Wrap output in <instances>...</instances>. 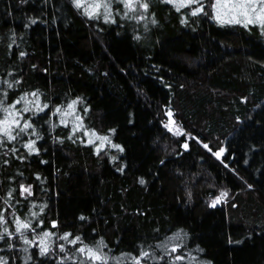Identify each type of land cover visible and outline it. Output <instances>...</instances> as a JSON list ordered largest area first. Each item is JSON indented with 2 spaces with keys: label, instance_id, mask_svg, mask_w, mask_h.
I'll use <instances>...</instances> for the list:
<instances>
[{
  "label": "trees",
  "instance_id": "obj_1",
  "mask_svg": "<svg viewBox=\"0 0 264 264\" xmlns=\"http://www.w3.org/2000/svg\"><path fill=\"white\" fill-rule=\"evenodd\" d=\"M147 2L143 21L116 15V23H105L84 16L72 0H0V81H20L6 102L39 90L49 106L34 117L38 153L16 144L19 151L4 156L0 147V198L15 188L21 203L11 202L21 218L44 205L33 226L42 219L36 231L56 233V255L42 257L33 246L27 264H57L66 254L60 244L73 249L59 239L66 232L90 246L103 239L102 250L120 264H130L121 253L160 254L155 246L177 232L184 237L180 264H264V34L215 20L213 0H200L205 11L196 16L190 7ZM77 97L84 128L123 151L104 143L97 152L60 123L55 108ZM168 113L180 134L166 131ZM221 147L218 159L213 153ZM21 183L32 185L26 200ZM11 242L9 250L0 241V256L25 264L22 241Z\"/></svg>",
  "mask_w": 264,
  "mask_h": 264
},
{
  "label": "snow or ice",
  "instance_id": "obj_2",
  "mask_svg": "<svg viewBox=\"0 0 264 264\" xmlns=\"http://www.w3.org/2000/svg\"><path fill=\"white\" fill-rule=\"evenodd\" d=\"M165 3L178 4L177 11L181 7L191 8V14L196 16L205 11L204 5L200 3V0H164ZM119 4L121 8H115V4ZM73 6L77 10H82V14L89 19H100L103 18L105 23H116L115 16L119 15L121 19H130L137 22L146 19V14L149 11V3L147 0H72ZM196 5L195 7H191ZM213 18L220 23H235L242 24L244 27H258L261 33L264 34V0H214L211 3ZM36 19H30V23L35 24ZM153 24L156 20L151 21ZM186 21H182L184 23ZM28 25H25L27 27ZM146 27V25H145ZM139 39V36L135 37ZM14 43V41H13ZM20 56H25L24 52H20ZM9 76L12 75L11 72L8 73ZM20 83L19 80H3L0 84L6 85L7 88H0L2 92V98H0V147L7 149L3 153L4 156L9 154L15 155L19 149L15 146L16 144H21L25 148L29 155L32 153H38L39 149L36 147V141L41 139L40 133L37 131L34 117L39 118V113L44 112L49 106L47 103H42L40 98L39 90L33 91L31 93L24 92L18 96L12 103H7L8 89H13L16 85ZM31 97V99L29 98ZM80 101L77 97L76 100H72L67 104L66 109H62L57 106L54 111L55 114H59L61 119L60 123L67 126V122L64 117L72 115L76 112L75 105ZM21 105V107H17ZM87 111V109H84ZM25 113H32L30 116H26ZM75 121L79 122L73 124V134L77 131L83 130L84 135L89 136L90 139L88 143H92L91 137L99 139L102 144L109 143L112 148H116L123 151V148L119 144L111 143L108 136H99L94 129H85L83 124V118L79 115H75ZM54 127V126H53ZM111 131H114L111 130ZM28 135L29 137L35 136L36 139L23 140V136ZM71 138V136L69 137ZM15 142V143H14ZM11 144L12 147L9 148L8 145ZM187 148V143L184 144ZM207 149L209 146L204 144ZM100 148L97 147V152ZM211 151V149H209ZM226 150L221 147L218 151L214 152L218 159H220ZM26 157L18 156V159L24 160ZM113 160L116 159L115 156L112 157ZM223 162V161H222ZM5 164H9V160H4ZM163 163V161H161ZM247 163V161H245ZM225 167H228L225 164ZM37 179H40L39 174H37ZM140 183L144 184L143 178L140 179ZM248 187H252L251 184ZM16 191L15 188H9L5 197L3 199L4 207H0V241H3L9 250L15 248V244L11 242L14 237H18L22 241L21 251L26 253L25 264L29 260L33 259V253H29V248L37 246L39 248V255L46 257L49 255L55 256L56 253L52 251L53 241L52 237L56 233L49 230L36 231L37 227L43 225L44 221L41 219L36 226H33V219L38 217L40 213L44 211V205H40V212H31V219L28 217L21 218L16 206L11 202L16 199L13 193ZM33 195L32 185H25L21 183L19 185V197L26 200L28 196ZM227 192H221L220 196L216 197V201H219L222 197L226 196ZM214 201V203L216 202ZM16 203H21L20 199H16ZM37 207L35 203L32 204V208ZM11 209V212H8ZM11 216V221H9L8 216ZM83 219V217H81ZM53 227H55L56 222H52ZM14 225V231L10 228ZM31 231L33 238L30 239L27 235V231ZM186 236V234H184ZM183 236L180 232L175 233L172 237L167 238V242L161 241L155 247L161 250L160 254L155 251H147L141 249L138 255H133L131 253H121V257L126 258L130 261V264H144L146 260L154 261H164L165 264H180L185 259V256L181 254ZM59 239L65 241L68 244L73 245V249L68 252L65 248V244L59 245L60 253H66L60 256L57 260V264H65V262L71 257L74 264H109L110 260H115L116 264H120V258L110 257L102 249L107 247L104 244L103 239L97 242L94 246L85 244L81 237L72 236L71 233H63ZM172 241H177L172 243ZM78 245V246H77ZM2 250V249H0ZM77 254L81 259L77 260ZM167 257V259H166ZM194 259V258H193ZM0 264H8V258L0 256Z\"/></svg>",
  "mask_w": 264,
  "mask_h": 264
},
{
  "label": "rangeland",
  "instance_id": "obj_3",
  "mask_svg": "<svg viewBox=\"0 0 264 264\" xmlns=\"http://www.w3.org/2000/svg\"><path fill=\"white\" fill-rule=\"evenodd\" d=\"M213 3H214V0H213ZM80 113H79V110H76V112L74 113V114H72V115H68V116H66V117H64V119L66 120V122H67V124H68V126H69V128H70V130H71V132L73 133V131H72V129H73V124L74 123H79V122H77V121H75V115H79ZM80 116V115H79ZM168 125H167V132L168 133H171L172 135H178V134H180V130H179V128L177 127V125L174 123V121L171 119V116H170V114L168 113ZM74 135L76 136V137H83L84 138V140L86 141V142H88V140L90 139V137L89 136H86V135H84V132H83V130H81V131H77V132H75L74 133ZM91 139H92V143H93V145H94V147L97 149V147L99 146V148L100 149H102L103 148V146H104V143L102 144V142L99 140V139H97V138H95V137H91Z\"/></svg>",
  "mask_w": 264,
  "mask_h": 264
}]
</instances>
